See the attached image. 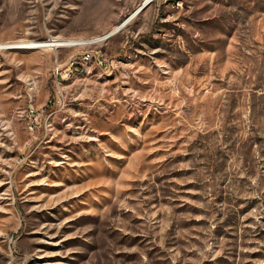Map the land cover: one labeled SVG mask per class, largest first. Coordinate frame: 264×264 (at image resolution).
Returning a JSON list of instances; mask_svg holds the SVG:
<instances>
[{
  "label": "rangeland",
  "instance_id": "1",
  "mask_svg": "<svg viewBox=\"0 0 264 264\" xmlns=\"http://www.w3.org/2000/svg\"><path fill=\"white\" fill-rule=\"evenodd\" d=\"M144 1L0 0L100 40L0 50V264H264V0Z\"/></svg>",
  "mask_w": 264,
  "mask_h": 264
},
{
  "label": "bare ground",
  "instance_id": "2",
  "mask_svg": "<svg viewBox=\"0 0 264 264\" xmlns=\"http://www.w3.org/2000/svg\"><path fill=\"white\" fill-rule=\"evenodd\" d=\"M149 0H145L144 2H148ZM155 1V0H154ZM140 8V7H139ZM138 8V9H139ZM137 9V10H138ZM136 10V11H137ZM135 11V12H136ZM134 12V13H135ZM134 16H135V14H134ZM137 16V15H136ZM135 16V17H136ZM134 17V18H135ZM133 18V17H132ZM133 18V19H134ZM126 24H127V22H126ZM121 26V25H120ZM120 26H118V27H116L114 30H112L110 33H113V35L112 36H114L115 34H117L118 32H120V30L122 29V27H120ZM109 33V34H110ZM108 34H106L104 37H106ZM103 37V38H104ZM102 38V39H103ZM101 39V38H100ZM101 39V40H102ZM98 41H100L99 39H96V40H88V41H83V40H78V41H76V40H51L50 42H40V43H20V44H11V45H9V46H6V45H0V50L1 49H5V48H10V49H12V48H14V49H25V50H29V49H39V48H46V47H49V46H51V47H68V46H81V45H91V44H94L95 42H98Z\"/></svg>",
  "mask_w": 264,
  "mask_h": 264
},
{
  "label": "water",
  "instance_id": "3",
  "mask_svg": "<svg viewBox=\"0 0 264 264\" xmlns=\"http://www.w3.org/2000/svg\"><path fill=\"white\" fill-rule=\"evenodd\" d=\"M154 2V0H149L148 2H144L141 6H140V8L135 12V15H137L139 12H141V11H143L144 9H146L150 4H152ZM132 17H134V15L132 16ZM131 17V18H132ZM120 27H123V25L122 26H120ZM113 35V33H110V34H108L107 36H106V38H109V37H111Z\"/></svg>",
  "mask_w": 264,
  "mask_h": 264
}]
</instances>
